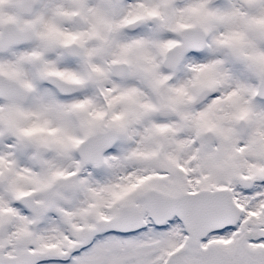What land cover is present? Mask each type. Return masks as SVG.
I'll list each match as a JSON object with an SVG mask.
<instances>
[{
  "label": "snow or ice",
  "instance_id": "1",
  "mask_svg": "<svg viewBox=\"0 0 264 264\" xmlns=\"http://www.w3.org/2000/svg\"><path fill=\"white\" fill-rule=\"evenodd\" d=\"M0 264H264V0H0Z\"/></svg>",
  "mask_w": 264,
  "mask_h": 264
}]
</instances>
